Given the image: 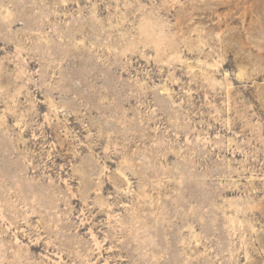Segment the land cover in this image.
Listing matches in <instances>:
<instances>
[{
    "label": "rangeland",
    "instance_id": "374dc122",
    "mask_svg": "<svg viewBox=\"0 0 264 264\" xmlns=\"http://www.w3.org/2000/svg\"><path fill=\"white\" fill-rule=\"evenodd\" d=\"M0 264H264V0H0Z\"/></svg>",
    "mask_w": 264,
    "mask_h": 264
}]
</instances>
